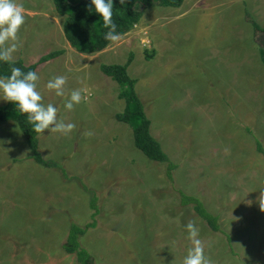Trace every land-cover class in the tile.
<instances>
[{
	"label": "rangeland",
	"instance_id": "1",
	"mask_svg": "<svg viewBox=\"0 0 264 264\" xmlns=\"http://www.w3.org/2000/svg\"><path fill=\"white\" fill-rule=\"evenodd\" d=\"M15 2L25 23L10 60L30 65L63 50L37 65V90L75 127L40 133L39 152L59 167L51 168L29 158L16 123L0 122V264H81L66 249L68 232L91 223L78 237L88 264H182L193 247L189 221L209 264H264V154L256 146L264 150V34L246 18L264 27V0L152 6L93 54L70 47L51 0ZM127 62L151 134L176 165L172 181L166 163L149 160L115 119L125 101L100 65ZM55 76L66 79L63 96L47 88ZM73 90L82 99L68 110ZM180 192L203 201L228 236L182 204Z\"/></svg>",
	"mask_w": 264,
	"mask_h": 264
},
{
	"label": "trees",
	"instance_id": "2",
	"mask_svg": "<svg viewBox=\"0 0 264 264\" xmlns=\"http://www.w3.org/2000/svg\"><path fill=\"white\" fill-rule=\"evenodd\" d=\"M55 11L62 16V29L64 37L75 51L82 54H93L100 52L108 46L109 39H105L109 29L103 27L102 19L91 7V0H51ZM184 0H113V22L116 25V33L125 34L130 31L142 18L145 9L152 6L179 7ZM247 20L255 29L256 33L264 34V27H261L249 14ZM261 62L264 66V46L259 48ZM63 50H54L41 56L36 63L26 65L21 59L0 61V78L7 77L11 73L12 67H19L23 72L35 71L38 64L49 61L61 55ZM150 58V55H147ZM129 62V61H128ZM126 64H105L100 65L101 72L114 80L120 87L119 97L124 99L125 106L122 112L115 114V119L127 124L132 129L133 144L149 160L166 163V176L172 181L171 171L175 164L170 161L168 155L163 151L160 143L152 136L150 131V120L146 116L144 106L135 91V80L127 73ZM13 121L16 123L26 139L27 146L31 152L30 157L35 162L44 167H54L58 165L55 162L43 158L38 150L39 135L27 122L26 114L19 112L17 106L6 102L0 106V122ZM257 150L264 154V150L259 141H256ZM59 168V167H58ZM64 174L66 173L61 169ZM67 176V174H66ZM68 177V176H67ZM181 203L191 205L195 213L205 221L207 226L213 231H218L226 235L221 227L218 216L210 213L204 206L203 201L193 195H187L180 192ZM94 198L92 200L93 206ZM95 223L86 225L84 228L72 224L67 241L69 246L67 251L75 252L81 264H88V254L81 248L78 237L83 235L89 227ZM228 236V235H226ZM230 240V238L228 237Z\"/></svg>",
	"mask_w": 264,
	"mask_h": 264
},
{
	"label": "clouds",
	"instance_id": "3",
	"mask_svg": "<svg viewBox=\"0 0 264 264\" xmlns=\"http://www.w3.org/2000/svg\"><path fill=\"white\" fill-rule=\"evenodd\" d=\"M120 3L123 4L124 0H120ZM113 6V0H91V7L102 19L103 27L109 29L105 39L115 41L118 39V33L113 22ZM24 23L22 5L17 4L15 0H0V61L10 60L11 53L18 46L17 33ZM8 41L14 43L10 47H5ZM38 80L39 76L35 71L25 73L19 67H12L10 75L0 78V99L12 103L18 107L20 113L26 114L27 122L36 133H43L46 129L60 132L71 131L75 125L64 124L58 120V107L51 103L45 105L42 102L43 97L37 90ZM65 83L64 76H55L48 81L47 88L55 90L57 96H63ZM81 99V91L73 90L63 106L65 109L72 110L74 105L81 102ZM185 229L193 247L188 250L182 264H209L204 248L197 239L198 231L195 225L189 221Z\"/></svg>",
	"mask_w": 264,
	"mask_h": 264
}]
</instances>
